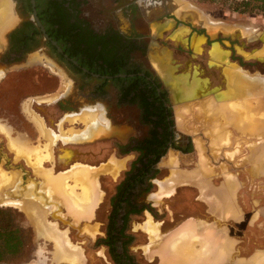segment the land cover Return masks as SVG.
I'll use <instances>...</instances> for the list:
<instances>
[{"label":"crops","instance_id":"0c3cea01","mask_svg":"<svg viewBox=\"0 0 264 264\" xmlns=\"http://www.w3.org/2000/svg\"><path fill=\"white\" fill-rule=\"evenodd\" d=\"M183 10L193 14L181 20L183 23L205 30L202 35L192 36L193 54L187 60L171 57L174 75L187 74L193 81L187 99L177 97L181 101L172 106L176 129L182 136L191 138L194 151L183 153L170 148L158 163L160 173L153 180L155 188L150 196L156 208L164 207L163 212L168 217L156 219L148 210L136 216L140 221H135L134 230L143 232L146 239L140 250L158 264H264V72L247 64L264 63V55H258L264 49V24L237 15L218 18L197 6ZM187 29V37L177 39L186 46L191 33V29ZM241 59L245 63H241ZM230 64L241 69L236 80L232 76L228 78ZM172 87L178 94L179 87ZM83 167L91 168L80 163L78 169ZM101 168L97 166L96 169ZM72 173L64 176L65 180L75 178L78 182ZM62 175L58 177L61 179ZM65 180L64 187L54 184V189L49 181L48 187L52 185L49 189L53 190L48 189L46 193V183L42 182L40 196L34 184L33 198L28 196L29 200L12 197L24 203V208L19 209L23 208L35 233L38 230V235L42 236L46 231L47 237H55L56 232L59 236L54 239L59 238L60 242L64 234L56 227V222L50 220L57 217L47 214L44 207H48V213L60 212L58 207L63 203L60 207L65 219H72L76 224L77 217L69 213L67 204L76 206L75 214L81 215L85 211L81 206L84 201H91V206L95 202L93 192L86 191L91 187L89 184L81 186L83 195H79L77 190L72 192ZM96 190L102 191L100 185ZM82 215L78 220L81 225L90 218ZM44 219L51 224L47 230H44ZM56 246L57 250L53 244L49 251L54 253L58 263L76 264L82 257L77 246L74 250L78 254L76 261L63 252L64 248ZM19 264L36 263L23 261Z\"/></svg>","mask_w":264,"mask_h":264},{"label":"rangeland","instance_id":"374dc122","mask_svg":"<svg viewBox=\"0 0 264 264\" xmlns=\"http://www.w3.org/2000/svg\"><path fill=\"white\" fill-rule=\"evenodd\" d=\"M81 1L82 0H80V2ZM224 1L225 0H220L213 3L208 0H171L168 4L174 6L171 11L173 16H178L179 10H183L184 8L190 6H197L207 12L208 15H213L218 18H230L237 15L244 18H250L260 24H264V15L256 12L241 15L231 10L229 6L225 5ZM83 2L86 4L85 14L88 15L89 19L95 21L103 17H112L116 21V26L122 32L131 33V30H133L132 25L120 10L115 12L113 10H107L106 5L109 4L110 0H83ZM7 3L12 7V14L2 15V6H5ZM148 17L149 16H145V19ZM8 22L10 23L7 27L11 29L17 24H20L21 21L14 12V1L0 0V59L2 53H4L7 48V33H5L3 26ZM175 24L174 20L162 21L158 23L153 22L145 26L141 29V31L145 32L144 39H146L152 46L157 47L159 45L157 43L162 41L166 42L167 47L170 48L173 46L172 44L174 41L178 43L177 39L184 36L187 37L188 29L184 26H180L175 34L171 35V37L169 35L165 36L174 28ZM169 48L166 49L163 47L162 49V56L164 59L150 51L151 53L148 55L147 59L143 61V64L145 67L149 68L151 72H153L159 81L163 82L162 79H165V82L168 85H177L179 87V96H187V90L190 91L193 81L189 80L187 74L179 76L174 75L173 71L175 66L172 63V56ZM258 55H264V49L260 50ZM93 84V80L91 81L90 79H86L79 75L66 61L61 59L59 60L58 58H52L47 52V46L43 39H39L33 47H31V52L26 56L24 62L12 66L1 65L0 176H2L4 172L12 173L14 170L7 172V169H14L13 167L19 165V167L25 169L28 181H40V175L36 174L33 170V168L36 167L35 169L38 173L43 171L42 176L44 178L39 183H33V185L36 184V191H41L40 189H42L41 187L43 186L42 182L50 179L49 176H47L48 173L46 174V170L44 171L41 166L45 167V169L53 168L52 171L63 173V171L68 170L72 165L79 162L81 164L94 167L91 171L92 179L95 176L94 171H97V166H102L103 169H106L102 170L101 168L98 170L101 171L98 176V181L104 196L102 202L99 203L95 210L94 217H90L89 219L83 221L82 225L79 221H77L78 224H75L74 220H70L69 218L61 220L57 217L55 220L54 218H50V220L55 221L59 229L63 233H67L72 243L81 249L83 254V262L81 264H114L111 260L108 249L104 246H98L96 243L106 234L108 217L112 210L111 198L116 193V186L124 178L125 173L130 169L132 162L137 157L136 152H131L129 154L120 152L117 146V140H121L123 142L127 141L129 136L134 134L136 131L130 125L118 122L115 123L114 121L118 120V115L115 112V120L110 118L108 114V102L102 101L100 98H94L92 101L81 99L80 102L74 104L71 111L63 112L60 109V101L70 99L75 102L79 101V95L81 92H89ZM194 86L195 85H193V87ZM234 99H236V97L232 98V100ZM88 107H93L96 110L98 109V111L104 112V115L109 120L110 130L105 129V131H100L101 134L96 136V139H94L95 137L91 138L92 141L85 140L79 143H65L62 141L60 139L61 134L63 135L64 133H69L73 130L84 131L86 127V124L81 120L82 116H78L68 118L69 121L65 119L60 129L59 124L61 123L63 117L66 114L83 112ZM40 120L43 121L44 124H42ZM46 128L51 129L60 135L59 138L56 139V142H52L47 137L48 134ZM142 130L141 136L147 134L145 128ZM25 145H28L29 148ZM66 148L77 152V156L73 162H71V159L65 161L64 158L57 156ZM25 150H27L26 154L24 153ZM67 152H69V150H65L61 156H70L71 152ZM37 154L39 155V159ZM114 157L124 159L126 162L117 178H114L113 174L108 170V165ZM40 159L42 160L39 161ZM70 163L72 164L69 166ZM5 165L12 166L6 168ZM39 166L40 168H38ZM62 173L58 175L61 176ZM53 175H55V173ZM46 177H48L47 180ZM85 180L86 178H84V181ZM20 182L19 184H21ZM48 182L49 180L44 182L46 183V185H44L45 193L49 189L47 184ZM69 183H77L76 188L78 191H81L80 187L84 185L83 181L80 180L75 182L74 179H69ZM2 189L7 191L6 189L8 188L6 187L5 189L2 187ZM153 192L147 194V198ZM6 196L11 197L9 194ZM151 203L154 207H156L155 201H151ZM45 206H47V204ZM9 207L22 212L18 206H12L11 204L7 205L0 202V208ZM157 209L160 214L164 215L163 219L168 217L167 214L163 212V206ZM135 221H140V218H135V220L131 223V232L136 236L134 246L131 248L132 252L136 254V258L140 264H158L155 260L147 258L140 250V245H142L146 239L143 232L134 230L136 228L134 225ZM44 222H48V225L46 226L47 229H49L50 222L45 219ZM36 232L37 233L34 232L35 236L33 240V248L31 250L32 252L29 254V257L25 259V261H31L36 264H68L67 262L58 263L54 258V253H50L49 250L52 248L53 244L55 245V248L57 247V242L56 239H54V236H40L38 235V230H36Z\"/></svg>","mask_w":264,"mask_h":264},{"label":"flooded vegetation","instance_id":"af4514ba","mask_svg":"<svg viewBox=\"0 0 264 264\" xmlns=\"http://www.w3.org/2000/svg\"><path fill=\"white\" fill-rule=\"evenodd\" d=\"M13 1H14V12L17 14L21 22L20 24H17L14 28H11V29L7 27L10 22L6 23L3 26L5 33H7L6 35L7 48H6V51L2 53L1 55L0 66L1 65L12 66V65H17V64L24 62L26 56L31 52V47H33V45L39 39H43L47 46V52L50 54L52 58H58L59 60L61 59L63 61H66L71 67H73V69L79 75H81L82 77L86 79H90L91 81L92 80L94 81V84L90 88L89 92H85V91L81 92V94L79 95V101L75 102L72 99L60 101L59 102L60 109L63 112L71 111L74 104L77 102H80L81 99L86 100V101H89V100L92 101V99L94 98L95 99L100 98L102 101L108 102V114L110 118L115 120L116 118L115 112H116V114L118 115V120L114 121L115 123L118 122V123L130 125L136 131L134 134L129 136L127 141L123 142L121 140H117L118 149L122 153H124L123 151L125 150L128 151L125 154L136 152L133 148L137 144V141L147 136L151 130V125L148 124V122H146L144 119L145 104H143L141 101H133V102L129 101L130 97L126 96V93L132 87L129 86L128 83H125L127 82V80L121 81L118 79V82H116L114 81V79H111L112 77L108 75H100L99 72L93 71L92 64H87L86 66L83 65L85 58H88V55L86 54L85 56V54L83 53V48H86L87 46V40L90 39L89 37L91 35L90 32H93L92 34L96 40L95 44L98 46L96 49L97 51H95L96 54L99 53V50L102 49V45H103L108 51V54H106L108 58L118 57L119 59L123 58L125 61H127L128 68H126V71L132 70L133 73L131 75H134V73L136 72L143 76L146 74V72H149L152 78L157 79L159 81V79L153 74V72H151L149 68L144 66L143 61L147 59L148 55L151 52L155 55L162 56L163 47L166 49H168L169 47H167L166 42H162V41H159V43H157L159 44L157 47L152 46L149 42H147L146 39H144L145 32L141 31V29H143L145 26L153 22L158 23L162 21H173L174 20L176 23L174 28L165 35V36L169 35L171 37V35L175 34V32L178 30L180 26H184L185 28H190L191 33L189 35L188 46H186L182 42L176 43L173 40L174 41L172 44L173 46L169 48L172 57L179 58V59L183 58L184 60H187L193 54V49L191 46L192 36L195 33L197 35H202L205 32V30L192 26L191 24L183 23L180 19H178L176 15L173 16L171 11L174 6L168 4L171 0H110L109 4L106 5L107 10L109 11L113 10L114 12L120 10L133 27V30H131V33H124L121 30H119L118 27L116 26L115 19L112 17H109V18L103 17L95 21L92 19H89L88 15L85 14L86 4L85 2H83V0L81 2L80 0H77V2H79L78 5L70 6L66 4L64 6V8L69 7L72 11L73 10L76 11L74 13V16L81 21L78 22L72 19L69 23L67 22L63 23L64 24L63 26H59L58 24H56L55 25L56 27L54 28V30L49 28L46 25V23H44L41 19V15H43L45 11L48 12L50 9L54 8V7H51L49 4H47L49 0H13ZM33 1L35 2V4H33ZM60 1H63V0H60ZM143 16H144V19H143ZM145 16H149V17L145 19ZM76 26L78 27L75 28L74 30L73 28ZM51 32L52 33L57 32L58 35L60 36V40L62 41L57 42L53 38ZM71 34L72 35L75 34L76 37L78 34V36L81 37L79 38L81 39L80 42H82V45L79 46V48L76 47V50H78V53H76L75 57H73L72 55L74 51L70 49L71 45L74 46L75 41L73 39H72L73 40L72 42L67 41V38H69V35ZM95 60L96 59L94 60L92 59L91 61L93 62ZM241 61H242L241 63H245L243 62L242 59ZM100 62H101L100 64L102 65L103 60L101 59ZM100 64L98 63L97 65L100 66ZM247 64L251 68H258L264 72V63L249 62ZM105 65L108 67H111V69L114 68V66H111L109 64H105ZM95 70L100 71V68L96 67ZM125 77H126L125 74H121V77H117V78H125ZM159 83L161 84V88H159L158 92L165 90L167 93L168 99L164 103V105L171 113V116L169 117L168 120L173 122V126H171V129L174 130V133L172 136V142L179 143L181 145L182 144L186 145L188 144L189 138L186 136H182L181 134L178 133L176 129V125H175L173 106L169 98V93L166 90V88L163 86L162 82L159 81ZM151 105L160 106L161 103L151 102ZM151 110L152 111L154 110L153 106H151ZM144 128L147 134H145L144 136H141V131H143L142 129ZM65 150H69L71 152L68 158L67 156L66 157L61 156L63 155ZM64 151L59 153L57 156L64 158L65 161H68L71 159L72 160L71 162H73V160L77 156V152H75L72 149H67V148L64 149ZM71 164L72 163H70L69 166ZM12 165H5V167L8 168V167H11ZM28 167L31 168L30 166ZM13 168L14 169H7L8 170L7 172H11V170H14L12 173H14L17 176V180H19V176H20V179H21V184L19 186L20 189L17 192H14L13 190H9L7 193L11 196L10 198L17 197L20 199H25V198L27 199L28 196L34 193L33 183L35 182L39 183L43 179V176H42L43 171L38 173L35 170V168L32 167L34 172L40 175L41 177L40 181L34 180V182H32V181L27 180L26 171L24 168L22 169L21 167H19V165ZM42 169L48 170V171L50 169L53 170V168L45 169V167L43 166H42ZM53 172L55 173V175L62 173V172H55V171ZM67 183L69 184L68 186L71 190L72 189L74 191L77 190L76 183L75 184L69 183V179ZM80 189L81 191H79V195H81L83 192L82 187H80ZM36 194L40 196L39 190L36 191ZM70 194L73 195V193H70ZM151 201L152 200L147 199V195H146L145 202L150 203L152 205ZM25 202L27 203L29 201L25 200ZM84 202L85 204H81V206L86 208L87 210L85 211L86 213H82V214H84V216L94 217L95 212L92 213L93 212L92 209L94 208V206H91L89 204L91 203V201L86 200ZM62 204H60V206ZM17 206L20 207L19 205ZM60 206L58 207V210H60V212L54 210L53 213L52 212L48 213V209L45 207H44V210L47 212V214H51L50 215L51 217L53 215L55 217H59L62 220V219H65L64 218L65 215H63V210L61 209ZM67 206L69 207V213L72 214V216L77 217L76 219V222H77L79 218H81L82 214L81 215L75 214L76 211L74 210V206L72 205L70 206L68 204ZM97 207H95L94 209L96 210ZM152 207L154 206L152 205ZM154 208L158 210L156 207ZM157 213H158V217H156L153 213L152 214L156 219L164 220L163 219L164 215L160 214L158 211ZM135 218L137 217L134 216L133 220ZM43 225L45 226L44 230H46L47 229L46 225H48V222L43 221ZM134 243L130 247L131 252H132L131 248L134 246ZM96 244L99 246L98 241ZM100 246H104L108 249V247L105 245H100ZM108 252H109V249H108ZM112 262L116 264L113 260Z\"/></svg>","mask_w":264,"mask_h":264},{"label":"trees","instance_id":"16d2710c","mask_svg":"<svg viewBox=\"0 0 264 264\" xmlns=\"http://www.w3.org/2000/svg\"><path fill=\"white\" fill-rule=\"evenodd\" d=\"M208 1L214 3L220 0ZM224 3L231 10L240 14L256 12L264 15V0H225ZM47 4L55 8L48 12L45 11L41 15L42 21L49 28L54 30L56 24L63 26V23H69L72 19L81 21L74 16L76 11H72L69 7L64 8L66 4L78 5L77 0H49ZM77 27L73 29L75 30ZM90 33L87 46L83 48L85 56L88 55L83 65L92 64L93 71L99 72L100 75H108L116 82L118 79L127 80L125 83H128L132 88L126 93V96L130 97V102L141 101L145 104L144 119L151 125L148 135L138 140L133 148L137 152V157L125 173L124 178L116 186V193L111 198L112 210L108 218L106 235L98 240L99 245L108 247L111 258L116 264H140L136 255L130 251V247L136 240V236L130 230L133 217L141 216L145 210L158 217L157 210L150 203L145 202L146 195L155 188L153 180L160 173L157 165L169 148L183 153H191L194 151V145L191 138L186 145L172 142L174 130L171 129V126H173V122L168 120L171 113L164 105L168 99L167 93L165 90L158 92L161 88L159 81L152 78L149 72L143 76L136 72L131 75L132 70L126 71L127 61L118 57L108 58L106 56L108 51L103 45L99 53L96 54L98 46L95 44L93 32ZM51 34L57 42L62 41L57 32H51ZM72 34L69 35L67 41H75L74 46H70V49L74 51L72 55L75 57L78 53L76 47L79 48L82 42H80L79 38L81 37L78 34L77 37ZM92 59L96 60L92 62ZM101 59L103 60L102 65L100 64ZM98 63L100 66L97 65ZM105 64L114 66V68L111 69ZM96 67H99L100 71H96ZM121 74H125L126 77L117 78L121 77ZM151 102H160L161 105H151ZM151 106L154 108L153 111ZM123 152L127 153L128 151ZM34 236V229L28 224L24 213L11 207L0 208V264H19L25 261L32 252Z\"/></svg>","mask_w":264,"mask_h":264},{"label":"bare ground","instance_id":"6f19581e","mask_svg":"<svg viewBox=\"0 0 264 264\" xmlns=\"http://www.w3.org/2000/svg\"><path fill=\"white\" fill-rule=\"evenodd\" d=\"M11 2V1H10ZM3 7V8H2ZM1 8H2V11H1V14L2 15H5V14H12V7H11V5L10 4H6L5 6H2ZM10 15H9V17H10ZM157 26V25H156ZM154 33V32H153ZM225 50V49H224ZM223 58V57H222ZM230 66H231V68H230V70H228L227 71V74H228V78L229 79H235L236 80V78L238 77V75L240 74V72H241V69L240 68H237V66H235V65H231L230 64ZM226 71V70H225ZM242 75V74H241ZM232 76V78H230ZM239 79V78H238ZM231 84H234V83H231ZM248 85V84H247ZM232 86V85H231ZM230 86V87H231ZM233 88V87H232ZM228 101V100H227ZM230 101H233L232 99L230 100ZM247 101V100H246ZM229 102V101H228ZM235 103V102H234ZM183 110H186V109H183ZM234 110V109H233ZM235 111V110H234ZM262 112V111H261ZM262 114V113H261ZM78 116H82V121L86 124L85 126V130L84 131H72V132H69V133H64L63 135L61 134V136L59 135V134H57V133H55L54 131H52L51 129H48V128H46V131H47V137L52 141V142H56V139H58L59 138V136H60V139L62 140V141H64L65 143L66 142H69V141H75V143L76 142H83V141H85V140H90V141H92L91 140V138L92 137H95L94 139H96V136H98V135H100L101 133H98L99 131H103V130H108L109 128V120L106 118V116L104 115V112L103 111H98V109L96 110L95 108H93V107H88L85 111H83V112H80V113H71V114H66L64 117H63V119H62V121H61V123L59 124V126H60V129H61V127H62V123L65 121V119L67 120V121H69L68 120V118H74V117H78ZM74 120V119H73ZM77 120V119H76ZM79 121H81L80 119H78ZM183 120V119H182ZM41 121V120H40ZM186 122V121H185ZM41 123L42 124H44V122L43 121H41ZM113 127V126H112ZM112 127H111V129H112ZM111 132V131H110ZM96 133H98V134H96ZM99 138H101V137H99ZM52 145V144H51ZM25 146H27L28 148H29V146L28 145H25ZM26 147V148H27ZM198 147H199V149L201 150V144L200 143H198ZM25 148V149H26ZM48 149V148H47ZM27 150H25V154L27 153L26 152ZM22 153V152H21ZM32 153V152H31ZM67 153H70V151L69 152H67ZM46 154V153H45ZM44 154V155H45ZM38 155V154H37ZM52 156V155H51ZM37 157V156H36ZM69 156H67V158H68ZM38 159H39V155H38ZM50 159H51V157H50ZM112 159V158H111ZM42 159H40L39 161H41ZM124 160H122V159H118V158H113L111 161H110V165H109V171H110V173H112L113 174V177L114 178H117L118 176H119V172H120V170L122 169V167L125 165L124 164V162H123ZM36 162V161H35ZM38 162V161H37ZM29 163V162H28ZM34 163V162H33ZM38 164H40V163H38ZM30 165H31V163H30ZM33 165V164H32ZM42 165V164H41ZM74 165H76L74 168H72V169H70V170H67L65 173H63V174H66V175H62L63 177L60 179V177H58V175L57 176H55V175H53L54 173H53V171H52V169H50L49 171H47L46 170V174L48 173V175L47 176H49V177H51V180L50 179H48L49 181H51L52 183H48V184H52L53 185V189H54V186L55 185H61V187H64V184H63V182H64V180H65V177L64 176H67V175H69L71 172H73L72 173V175L74 176V177H76L77 178V180L79 181V180H81V181H83L84 182V186L86 187L88 184H89V186H91L90 188H87V192H93V194H94V199L93 200H95V202H94V208L95 207H97L98 205H99V203L100 202H102V199H103V192L102 191H98V190H96L95 191V189H98L99 188V181H98V176H99V174L101 173V171H94V174H95V176H94V178L92 179V177H91V171L93 170V168L91 167V168H88V167H83V168H80V169H78L79 168V165H80V163L79 164H74ZM34 166H35V164H34ZM38 166V165H37ZM42 167V166H41ZM36 168V167H35ZM38 168H40V166L38 167ZM74 169H77V170H75L74 171ZM91 169V170H90ZM36 170V169H35ZM39 170V169H38ZM103 170V169H102ZM40 171H42V170H40ZM45 171V170H44ZM1 172V171H0ZM3 172V171H2ZM100 172V173H99ZM45 174V173H44ZM71 176V175H70ZM44 178V177H43ZM47 178L48 177H46V180H47ZM84 178H86V182L84 181ZM70 179V178H69ZM75 179V178H74ZM47 180V181H48ZM67 180V179H66ZM65 180V182H67ZM44 181V180H43ZM47 181H44V182H47ZM92 181H93V183H92ZM19 182H20V177H19V180H17V176L14 174V173H3L2 174V176H0V202H2V203H4V204H7V205H15V206H17V205H19L20 207L21 206H23L24 205V203L23 202H17L16 200H14V199H12V198H10L9 196H6V195H8V191L9 190H13L14 192H17V191H19V189H20V187H19ZM21 183V182H20ZM90 183H91V185H90ZM55 184V185H54ZM86 184V185H85ZM45 185V184H44ZM52 185L51 186H49V187H52ZM65 185H66V183H65ZM77 185V184H76ZM2 187L3 188H5L6 189V187L8 188V189H6L7 191H4V189H2ZM69 187V186H68ZM46 188H47V186H46ZM65 188H67V187H65ZM48 189V188H47ZM52 188H50L49 190H53ZM55 189H56V187H55ZM61 189V188H60ZM68 189V188H67ZM90 189H92V191L90 190ZM69 190V189H68ZM61 191V190H60ZM70 191V190H69ZM40 192H42V191H40ZM53 191H51V193L50 192H48V193H50V194H53L52 193ZM61 192H63V190L61 191ZM72 192H74V190L72 191ZM32 193V192H31ZM67 193V192H66ZM43 194H44V192H43ZM55 194V193H54ZM63 194V193H62ZM92 194V193H91ZM49 195V194H48ZM56 195H59V194H57L56 193ZM82 195H83V192H82ZM86 195V194H85ZM31 197H32V195H30ZM70 196V195H69ZM75 196V195H74ZM86 196H88V195H86ZM35 197V196H34ZM44 197H45V195H44ZM54 197V196H53ZM56 197H58V196H56ZM56 197H54V198H56ZM59 197H61V196H59ZM70 197H72V196H70ZM33 198V197H32ZM39 198V197H38ZM49 198H51V197H49ZM53 198V199H54ZM37 199V198H36ZM40 199V198H39ZM48 199V198H47ZM52 199V198H51ZM51 199L49 200V201H51ZM52 199V200H53ZM57 199V198H56ZM59 199V198H58ZM57 199V200H58ZM63 199H66V198H63ZM69 200H71L70 198H68ZM67 199V200H68ZM28 200H29V198H28ZM38 200V199H37ZM44 200V199H43ZM46 200V199H45ZM55 200V199H54ZM56 200V201H57ZM60 200H62V198H60ZM59 200V201H60ZM39 201V200H38ZM59 201L57 202V203H59ZM60 202H62V201H60ZM63 202H66L65 200H63ZM69 202V201H68ZM67 202V203H68ZM72 203V202H71ZM53 204V203H52ZM44 205V204H43ZM66 205V204H65ZM71 205V204H70ZM55 206V205H54ZM59 206H60V204H59ZM78 206V205H77ZM20 207H18V208H20ZM76 206H74V208H75ZM23 208H24V206H23ZM23 208H21V209H23ZM48 208V207H47ZM78 208V207H77ZM76 210V209H75ZM83 210H87L86 208H83ZM93 210V209H92ZM85 211H83V213L85 212ZM90 211V210H89ZM216 211V210H215ZM78 212V211H77ZM78 214V213H77ZM80 214V213H79ZM78 214V215H79ZM36 220V219H35ZM37 221V220H36ZM35 222V221H34ZM37 224H39V223H37ZM56 224V223H55ZM51 225V224H50ZM49 225V226H50ZM54 225V224H53ZM52 227V226H51ZM56 227L58 228V225H56ZM39 229V228H38ZM52 228H50V230H51ZM41 230V229H40ZM47 230V229H46ZM57 230V229H56ZM59 230V229H58ZM54 232V231H53ZM58 232V231H57ZM43 233H44V231H43ZM51 233V232H50ZM60 233H62V232H59V234ZM47 234H48V232H47ZM55 234H57L58 235V233H56L55 232ZM64 234V235H63ZM62 235L63 236H61L60 237V239H61V242L59 241V238L56 240L57 241V245H59L60 247H62V248H64L65 249V251L63 250V252L65 253V254H67V255H71V257H73V259L72 260H74V261H76V258L78 257V254L76 253V252H74V250L76 249V246H74L73 244H72V242H71V240H70V237L68 236V234L67 233H63ZM41 235V234H40ZM42 235H46V232L44 233V234H42ZM57 235H55V237H57ZM61 235V234H60ZM46 236H48V235H46ZM59 236V235H58ZM50 237V236H49ZM54 237V238H55ZM58 248V249H61V248ZM71 250L73 251V252H71ZM59 251V250H58ZM70 251V252H69ZM61 253H62V251H61ZM80 255H81V253H80ZM65 256V255H64ZM64 259V258H63ZM82 259H83V254H82V257H81V259H78L76 262H78V263H76V264H80V262H83L82 261ZM75 263V262H74Z\"/></svg>","mask_w":264,"mask_h":264},{"label":"water","instance_id":"95a60500","mask_svg":"<svg viewBox=\"0 0 264 264\" xmlns=\"http://www.w3.org/2000/svg\"><path fill=\"white\" fill-rule=\"evenodd\" d=\"M33 4H35V2L33 1ZM36 15V14H35ZM188 15H193L192 13H190V12H186V11H184V10H179L178 11V18L180 19V20H182V21H185V18H186V16H188ZM199 21H201L202 22V20H199ZM162 76V75H161ZM164 78V77H163ZM163 80V86L166 88V90L168 91V93H169V98H170V100H171V103L172 104H175L178 100H180L181 101V99H178L177 97H181V96H179V94H177V90H176V88L174 89L172 86H170V85H168L166 82H165V79H162ZM176 86V85H175ZM187 95H188V90H187ZM184 97H185V99H187V97L188 96H186V95H184ZM109 128V127H108ZM110 130V129H109ZM105 131V130H104ZM98 133H101L100 131L98 132ZM98 133H96V134H98ZM99 136V135H98ZM93 138V137H92ZM148 200H151V196H148V198H147Z\"/></svg>","mask_w":264,"mask_h":264}]
</instances>
